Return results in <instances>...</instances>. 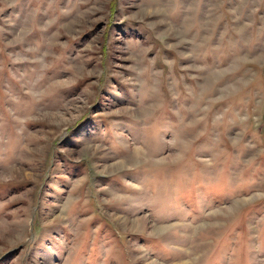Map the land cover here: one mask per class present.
I'll return each mask as SVG.
<instances>
[{
    "label": "rangeland",
    "instance_id": "1",
    "mask_svg": "<svg viewBox=\"0 0 264 264\" xmlns=\"http://www.w3.org/2000/svg\"><path fill=\"white\" fill-rule=\"evenodd\" d=\"M0 264H264V0H0Z\"/></svg>",
    "mask_w": 264,
    "mask_h": 264
}]
</instances>
